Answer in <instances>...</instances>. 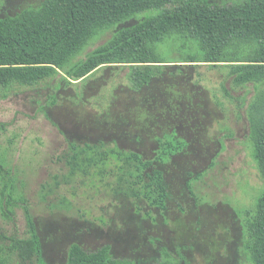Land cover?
Instances as JSON below:
<instances>
[{"label":"rangeland","instance_id":"374dc122","mask_svg":"<svg viewBox=\"0 0 264 264\" xmlns=\"http://www.w3.org/2000/svg\"><path fill=\"white\" fill-rule=\"evenodd\" d=\"M41 1L5 0L0 16ZM113 33L97 36L77 60L105 44ZM183 45L181 40H168L158 52L164 60H182L191 54ZM189 66L184 77L170 82L180 84V89L171 91L158 83L153 91L161 99L158 107L171 111L161 116L160 130L181 124L178 135L190 144L186 155L176 156L164 167L172 197L165 215L153 210L155 222L142 219L131 199L117 195L119 175L113 167L105 175L96 170L91 177L82 173L72 177L67 163V139L112 140L102 131L97 115L112 97L117 98L113 110L133 114L136 106H145L143 95L129 89L128 69L95 72L79 87V100L76 86L59 89L60 78L40 90H24L6 99L0 96V161L17 175L19 190L30 202L48 263L65 264L70 246L76 243L88 250L110 244L115 257L137 264L161 259L163 248L177 264H251L242 251L244 226L247 212L254 211L264 194L248 140L246 109L254 92L233 90L226 69ZM54 93L59 94V103L45 108ZM146 140L135 150L151 157L156 142L153 137ZM122 145L134 147L129 138ZM189 173L202 174L191 182V191L186 186ZM17 215L16 225L0 216V229L25 233L23 211Z\"/></svg>","mask_w":264,"mask_h":264},{"label":"trees","instance_id":"16d2710c","mask_svg":"<svg viewBox=\"0 0 264 264\" xmlns=\"http://www.w3.org/2000/svg\"><path fill=\"white\" fill-rule=\"evenodd\" d=\"M4 2L0 0V9ZM112 30L105 44L77 60L97 36ZM172 39L183 41V48L188 47L191 54L182 60H164L159 46ZM189 64L226 69L233 90L254 92L246 109L248 140L264 181V0H43L37 6L0 16L2 98L40 90L60 78L59 89L76 86L79 100V87L95 72L129 70V89L136 96L143 95L145 106H136L133 114L132 110H113L117 98L112 97L97 113L102 131L112 140L91 143L67 139V163L71 176L82 173L91 177L96 170L105 175L113 167L119 175L117 195L131 199L137 214L152 222L156 221L153 210L165 215L172 197L164 167L176 156L186 155L190 145L178 135L181 124L171 123V128L160 130L161 116L171 111L158 107L161 99L153 91L158 83L171 91L180 89V84L170 82L184 77ZM59 101V94L54 93L45 108L52 109ZM46 115L49 118V113ZM148 137H153L157 146L151 157L135 150ZM128 138L134 147L122 145ZM188 175L186 186L191 191V182L202 174ZM18 210L23 211L26 232L9 234L0 229V264H50L30 202L19 190L17 175L1 160L0 216L16 225ZM247 213L242 251L251 264H264V194L254 211ZM163 251L161 259L151 264H177L165 248ZM65 264L137 262L115 257L110 244L88 250L75 243Z\"/></svg>","mask_w":264,"mask_h":264}]
</instances>
